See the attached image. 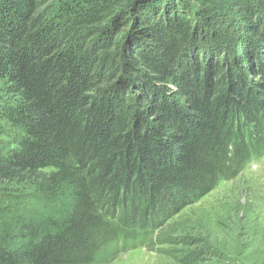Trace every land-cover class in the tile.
Listing matches in <instances>:
<instances>
[{
  "label": "trees",
  "instance_id": "16d2710c",
  "mask_svg": "<svg viewBox=\"0 0 264 264\" xmlns=\"http://www.w3.org/2000/svg\"><path fill=\"white\" fill-rule=\"evenodd\" d=\"M260 156L264 0H0V264L153 245Z\"/></svg>",
  "mask_w": 264,
  "mask_h": 264
},
{
  "label": "rangeland",
  "instance_id": "374dc122",
  "mask_svg": "<svg viewBox=\"0 0 264 264\" xmlns=\"http://www.w3.org/2000/svg\"><path fill=\"white\" fill-rule=\"evenodd\" d=\"M5 130L3 138L14 132ZM156 231L153 245L120 251L104 264H191L186 254L197 246L212 252L203 264H264V159L219 183ZM169 236L181 243L161 242Z\"/></svg>",
  "mask_w": 264,
  "mask_h": 264
}]
</instances>
